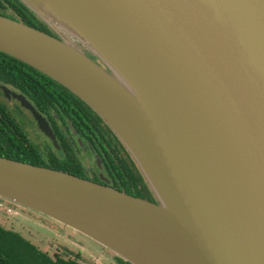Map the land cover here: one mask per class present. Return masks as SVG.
<instances>
[{
  "label": "water",
  "instance_id": "95a60500",
  "mask_svg": "<svg viewBox=\"0 0 264 264\" xmlns=\"http://www.w3.org/2000/svg\"><path fill=\"white\" fill-rule=\"evenodd\" d=\"M20 1L55 36L0 15V51L95 111L156 200L3 157L0 198L129 264H264V0Z\"/></svg>",
  "mask_w": 264,
  "mask_h": 264
},
{
  "label": "trees",
  "instance_id": "16d2710c",
  "mask_svg": "<svg viewBox=\"0 0 264 264\" xmlns=\"http://www.w3.org/2000/svg\"><path fill=\"white\" fill-rule=\"evenodd\" d=\"M16 2L21 7L20 10L13 5L11 0H0V5L4 6L8 3L21 15L20 19L14 18L4 10H0V15L22 21L30 27L55 36L54 32L27 6L20 0ZM0 84L24 95L42 113L49 112L51 108L60 111V107H66L70 99L64 93H67L69 98L74 96L91 109L80 98L53 79L1 51ZM3 98L6 99L0 90V157L66 172L81 178V173L74 170L75 167L71 168L58 158L53 157L50 161L43 159L37 146L29 141L18 121L20 107L17 104L13 108L8 107ZM133 181L137 185L135 190L127 188L126 193L137 197L146 195L148 185L144 184L141 177L134 176ZM81 258L80 253L67 249L50 255L20 232L6 229L0 224V264H82ZM112 259L117 264H129L118 256Z\"/></svg>",
  "mask_w": 264,
  "mask_h": 264
},
{
  "label": "flooded vegetation",
  "instance_id": "af4514ba",
  "mask_svg": "<svg viewBox=\"0 0 264 264\" xmlns=\"http://www.w3.org/2000/svg\"><path fill=\"white\" fill-rule=\"evenodd\" d=\"M11 2L20 10L21 7L16 0ZM0 10H4L14 18L21 17L8 3L4 6L0 5ZM90 58L105 68L96 57L90 56ZM62 92L64 93L63 90ZM64 94L70 99L66 107H60V111L51 108L49 112L43 113L23 95L47 122L56 144L39 129L30 112L22 108L16 100L11 99L20 107L19 110L28 113L25 115L24 112H20L18 121L29 141L37 146L43 159L50 161L53 157L58 158L71 168L75 167L74 170L81 173V178L125 193L127 188L135 190L137 185L133 181L134 176L141 177L145 184V179L135 161L110 127L74 96L69 98L67 93ZM27 127L34 128L37 142L31 139ZM144 196L138 198L150 202L156 200L149 187Z\"/></svg>",
  "mask_w": 264,
  "mask_h": 264
},
{
  "label": "rangeland",
  "instance_id": "374dc122",
  "mask_svg": "<svg viewBox=\"0 0 264 264\" xmlns=\"http://www.w3.org/2000/svg\"><path fill=\"white\" fill-rule=\"evenodd\" d=\"M4 100L8 107L16 106V102ZM19 111L28 115L26 111ZM27 132L31 139L37 142L34 128L27 127ZM0 224L6 229L20 232L50 255L67 249L80 253L82 264H117L112 259L116 256L114 253L81 233L71 230L38 212L17 204H10L1 198Z\"/></svg>",
  "mask_w": 264,
  "mask_h": 264
},
{
  "label": "bare ground",
  "instance_id": "6f19581e",
  "mask_svg": "<svg viewBox=\"0 0 264 264\" xmlns=\"http://www.w3.org/2000/svg\"><path fill=\"white\" fill-rule=\"evenodd\" d=\"M124 84L127 86V87H132L131 85L128 84V82H124ZM134 90V89H133Z\"/></svg>",
  "mask_w": 264,
  "mask_h": 264
}]
</instances>
